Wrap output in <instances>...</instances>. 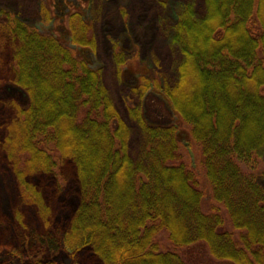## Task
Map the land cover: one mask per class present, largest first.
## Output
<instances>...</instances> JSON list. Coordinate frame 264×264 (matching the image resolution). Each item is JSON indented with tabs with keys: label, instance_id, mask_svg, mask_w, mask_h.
Here are the masks:
<instances>
[{
	"label": "trees",
	"instance_id": "16d2710c",
	"mask_svg": "<svg viewBox=\"0 0 264 264\" xmlns=\"http://www.w3.org/2000/svg\"><path fill=\"white\" fill-rule=\"evenodd\" d=\"M44 1L48 33L2 12L13 81L28 100L0 138L21 201L46 220L31 177L60 174L66 162L79 186L67 228L37 240L49 251L89 248L102 264H264V0H205L202 16L185 2L173 26L182 54L173 84L115 43L118 70L131 69L136 90L171 114L153 125L128 103L146 163L132 159L130 128L94 66L86 0Z\"/></svg>",
	"mask_w": 264,
	"mask_h": 264
},
{
	"label": "rangeland",
	"instance_id": "374dc122",
	"mask_svg": "<svg viewBox=\"0 0 264 264\" xmlns=\"http://www.w3.org/2000/svg\"><path fill=\"white\" fill-rule=\"evenodd\" d=\"M44 0H0V138L5 126L14 119L20 106L27 104L26 94L14 83L11 68L13 40L7 33L3 11H10L43 32L53 26L43 21ZM193 2L199 16L205 12V0H86V17L93 23L97 51L95 67L102 70L103 83L121 117L130 128L129 153L136 162H145V138L138 123L128 113V103L143 106L153 125L167 124V104L154 94L141 95L136 90L137 77L129 68L119 71L114 60L119 42L129 59L150 75L173 84L178 76L182 54L172 40L173 26L181 6ZM60 11V10H59ZM264 161V148L261 150ZM49 207V217L42 219L35 207L21 201L10 161L0 149V264H102L89 248L69 254L62 249L49 251L37 240L43 234L59 236L68 226L79 203L75 167L66 162L60 174L31 177ZM264 187V174L259 176Z\"/></svg>",
	"mask_w": 264,
	"mask_h": 264
}]
</instances>
